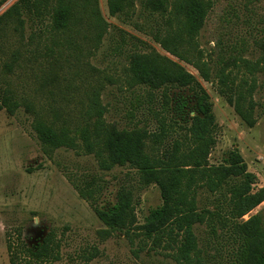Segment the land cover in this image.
<instances>
[{
    "label": "trees",
    "instance_id": "16d2710c",
    "mask_svg": "<svg viewBox=\"0 0 264 264\" xmlns=\"http://www.w3.org/2000/svg\"><path fill=\"white\" fill-rule=\"evenodd\" d=\"M5 1L0 0V6ZM105 2L109 18H132L139 14L146 16V22L156 24L151 36L164 53L155 49L131 52L124 69V83L130 90L142 88L152 99L158 92L161 115L170 113L171 122L167 124L165 117L160 116L152 132L146 124L119 129L116 124L107 123L106 108L100 100L102 85L87 96L85 119L75 127L56 108L49 107L47 113L37 111L35 97L18 99L9 84L1 88V82L0 111L13 116L24 107L32 114V129L48 158L58 149H70L92 156L100 171L128 167L138 174L142 186L158 188L160 205L149 211L143 224H138L129 188L119 187L113 202L102 205L98 197L102 191L97 183L100 180L84 179L79 183L68 176L79 197L89 203L105 226L104 235L121 233L130 241L139 236L154 249L173 250L177 264H264V207L249 215L264 202V188H256V176L236 148L225 153L220 162H209L216 143L213 104L201 82L182 65H190L203 82L216 85L241 125L252 129L258 120L256 112L264 113V100L258 103L254 99L258 89L256 74L264 70V38L254 42L260 51L256 61L240 55L225 59L221 47L213 61L198 42L212 8L210 0ZM24 15L29 20L40 19L41 34L51 31V45L59 46L57 55L48 47L40 56L52 59L47 71L44 65L39 66L41 73L34 76L40 91H47L58 82L59 69L55 67L62 57V47L72 49L80 59L101 46L110 28L99 0H17L0 15V39L7 35V30L23 33L29 21ZM138 29L143 31L144 27ZM58 35L62 40L57 42ZM72 40H79V44ZM19 59V50L12 52L0 77L9 76ZM48 94L54 93L49 89ZM176 129L183 134L164 147L171 130ZM199 195L206 196L202 203ZM246 215L249 216L244 219ZM200 227L205 232L203 242L197 235ZM15 231L17 241L7 242L9 264H51L59 259L60 241L54 231L48 232L36 247L23 244L21 231Z\"/></svg>",
    "mask_w": 264,
    "mask_h": 264
},
{
    "label": "rangeland",
    "instance_id": "374dc122",
    "mask_svg": "<svg viewBox=\"0 0 264 264\" xmlns=\"http://www.w3.org/2000/svg\"><path fill=\"white\" fill-rule=\"evenodd\" d=\"M210 1L212 8L198 38L204 52L216 61L217 49L221 47L225 59L240 55L256 61L260 51L254 42L264 38V0ZM15 2L17 0H6L0 6V15ZM99 8L110 24L101 46L80 59L75 51L62 47V57L55 67L59 69V80L47 91L39 90L34 76L40 75L39 66L44 65V70L50 68L48 62L52 59L40 57L46 53V48L51 47L57 55L59 46L51 45V31L41 34L40 19L32 17L29 20L24 15L30 22L25 24L22 36L20 32L7 30V35L0 39V74L12 52L19 50L20 53L13 72L0 77L1 88L9 84L18 99L35 97L37 111L42 109L47 113L49 107L56 108L61 117L75 127L85 119L87 96L93 88L102 85L100 100L106 108L107 123H114L119 129L146 124L151 132L156 130L160 116L165 117L167 124L170 123V113L161 115L158 92L152 99L142 88L130 90L124 83V69L131 52L155 49L164 53L151 36L156 24L146 22V16L139 14L132 18H109L105 0H99ZM137 9H140L138 4ZM44 20L48 25V15ZM139 26L144 27L143 31L138 29ZM59 39L62 40L61 35L56 41ZM72 41L79 44V40ZM217 43H220L218 47ZM182 65L201 82L213 104L216 143L209 162H220L225 153L236 148L248 170L255 174L256 188H264V113L257 111L256 125L246 129L225 98L220 97L217 86L203 82L190 65ZM256 76L258 89L254 99L260 103L264 100V70ZM49 89L54 93L52 96L48 94ZM47 117L51 118L50 115ZM32 121L33 115L24 107L17 109L13 116L0 111V264H9L7 242L17 241L15 230L21 231V242L30 246L39 231L32 228L34 223L40 224V229L45 231L43 235L54 231L60 241L59 259L51 264H177L172 256L173 250L154 249L150 242L141 241L139 236L130 241L121 233L104 235L102 230L105 226L89 203L79 197L68 176L79 183L91 178L96 182L100 180L97 183L102 186V191L98 197L102 205L113 202L119 187L129 188L133 192L138 224H143L149 211L160 205L156 186H142L138 174L128 167L100 171L92 156L70 149L61 148L53 152L51 158L46 157L32 129ZM182 134L179 129L171 130L164 147ZM147 145L150 147L149 142ZM204 198L205 195H199L200 202L205 201ZM263 207L264 202L249 215ZM197 235L203 242L205 232L202 227L197 230Z\"/></svg>",
    "mask_w": 264,
    "mask_h": 264
},
{
    "label": "flooded vegetation",
    "instance_id": "af4514ba",
    "mask_svg": "<svg viewBox=\"0 0 264 264\" xmlns=\"http://www.w3.org/2000/svg\"><path fill=\"white\" fill-rule=\"evenodd\" d=\"M33 225L34 226H32V228H35V229H37V231L38 230L39 231H38V236H36V238L32 239V242L30 243V247H36L46 236V234L43 235L45 231L40 229L41 226L39 223H34Z\"/></svg>",
    "mask_w": 264,
    "mask_h": 264
}]
</instances>
